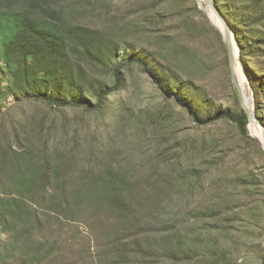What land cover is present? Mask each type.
<instances>
[{
    "label": "trees",
    "instance_id": "16d2710c",
    "mask_svg": "<svg viewBox=\"0 0 264 264\" xmlns=\"http://www.w3.org/2000/svg\"><path fill=\"white\" fill-rule=\"evenodd\" d=\"M214 3L235 36L264 125V0ZM73 5L97 23H108L117 7L114 0H0V234L6 235L0 238V264H260L243 259L244 253L258 254L264 264V226H258L264 200L261 210L230 214L236 207L232 193L254 185L249 178L232 179L215 194L216 202L189 208L207 171L185 169L175 197L181 226L140 218L145 187L156 178L169 185L160 168L144 175V163L137 162L165 155L162 119L168 114L161 106L135 108L116 96L138 69L196 126L226 122L250 139L220 32L195 6L200 21L190 20L179 33L194 44L207 38L208 28L213 31L208 73L228 83L233 102L227 107L208 85L184 78L165 59L161 45L172 41L148 34L171 15L151 16L150 6L132 9L126 20L138 16L142 22L114 36L103 25L72 22ZM114 125L133 128L132 159L109 147ZM130 165L132 181L123 168ZM75 220L92 238L72 225ZM65 226L73 233L67 235Z\"/></svg>",
    "mask_w": 264,
    "mask_h": 264
},
{
    "label": "rangeland",
    "instance_id": "374dc122",
    "mask_svg": "<svg viewBox=\"0 0 264 264\" xmlns=\"http://www.w3.org/2000/svg\"><path fill=\"white\" fill-rule=\"evenodd\" d=\"M114 6L117 7L112 9L108 23L105 21L97 23V20L91 21L87 15V19H83L84 17L81 16L77 6L73 5L71 8L73 9L72 22L89 25L97 23L99 27L103 25L102 28L109 30L114 36H119L121 27L142 22L138 16H132L126 20L132 9L139 10L141 6H150L146 12L151 16L164 15L167 17L171 15L159 27L148 29V31L152 30L148 34L163 35L172 41L170 45H161L163 50L160 49L165 59L171 62L184 78L198 84L208 85L217 103L226 107L232 105L233 100L228 96L230 90L228 83L225 79H216L209 76L208 73L213 61L212 44L209 41L215 39L213 31L208 28L207 38L194 44L179 33L182 30L181 27L190 20L200 21L201 17L196 12L195 6L200 12L202 11L199 9L196 0H114ZM202 6L205 8L204 4ZM116 15L118 17L112 19ZM204 16L206 17L205 14ZM206 19L210 23L207 17ZM124 22L127 24L123 25ZM210 25L217 30L211 23ZM217 76L219 77V75ZM245 88L249 102L254 106L251 89L246 81ZM116 96L135 108L161 106L163 112L168 114L167 119H162V122H166L165 133H163L166 136H161L163 140L162 151L165 155L160 160L150 157L137 161L141 162L139 165L144 163L143 168H141L144 175H152L156 168H160L168 175L169 182V185H165L156 178L141 192L138 200L142 204L140 207L142 220L153 225L165 224L174 228L181 226L183 210L177 206L175 197L180 175L183 170L188 168H201L207 171L205 187L203 190L198 188L195 191L189 208L203 207L214 199L213 202H216L215 194L219 193L222 186L226 187L230 180L235 178L248 180L249 178L254 181V185L241 187L232 193L231 199L236 207L230 214L240 215L255 208L261 210L264 200V151L256 138L248 133L247 136L250 139H243L235 126L226 122H216L203 127L196 126L173 100L166 103L160 88L150 74L143 73L138 69L135 70L132 78L128 79L127 87ZM261 116L264 118V114ZM112 127L113 142L109 147L112 148L115 145L117 154L132 159L133 149L130 143L132 139L136 138L133 128L120 127L119 125ZM166 131L172 133L167 134ZM123 168L129 175V180L132 181L133 177L130 171L133 172V165H130V170L128 167ZM142 177L140 181L143 182ZM227 192L230 194V189ZM71 223L85 238H92L88 227L83 222L75 220ZM258 226H264V219L259 222ZM64 229L67 235L73 233V229L69 226H65ZM5 237V234H0V238L4 239ZM81 240L79 236L76 238L74 244L76 248L81 245ZM262 242L264 244V239ZM65 252L70 253L68 250ZM243 257V259H250L261 264L258 254L244 253Z\"/></svg>",
    "mask_w": 264,
    "mask_h": 264
},
{
    "label": "water",
    "instance_id": "95a60500",
    "mask_svg": "<svg viewBox=\"0 0 264 264\" xmlns=\"http://www.w3.org/2000/svg\"><path fill=\"white\" fill-rule=\"evenodd\" d=\"M196 2L198 3L197 0ZM203 2L205 8H201L200 5L198 4L199 9L206 15L207 18L208 16L206 12L208 11L211 12L213 16L216 18V20L219 21V23L223 26V30L217 29L208 18L210 23L220 32L222 40L225 44L227 51L228 66L230 70L231 83L238 94L240 107L244 111L248 119L247 132H248V126L251 124L257 126L262 131V134H264V125L261 123V118L256 116L254 111V106L250 104L249 98L245 92L243 82L241 81V78H243L247 82V78L245 76L243 67L239 60V47L236 43L235 36L232 33L225 19L220 14L218 8L214 3V0H203ZM236 64L239 65L240 74L236 71ZM250 109L252 110V112L250 111ZM260 144L264 151V143L260 142Z\"/></svg>",
    "mask_w": 264,
    "mask_h": 264
},
{
    "label": "bare ground",
    "instance_id": "6f19581e",
    "mask_svg": "<svg viewBox=\"0 0 264 264\" xmlns=\"http://www.w3.org/2000/svg\"><path fill=\"white\" fill-rule=\"evenodd\" d=\"M198 1V4L200 5L201 8H204L202 6V4H204L203 0H197ZM207 13V16L208 18L210 19V21L213 23V25L219 29V30H223V26L219 23V21L216 20V18L213 16V14L211 12H206ZM236 71L240 74V68H239V65L236 64ZM241 76V75H240ZM241 81L243 82V85H244V88H245V80L243 78H241ZM245 92H246V88H245ZM247 94V93H246ZM250 111L252 112V110L250 109ZM248 132L249 134L256 138L258 141L264 143V134H262V131L257 127V126H254V125H249L248 126Z\"/></svg>",
    "mask_w": 264,
    "mask_h": 264
}]
</instances>
